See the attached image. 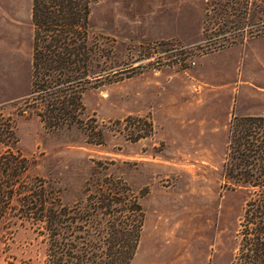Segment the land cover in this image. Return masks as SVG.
I'll return each mask as SVG.
<instances>
[{"label":"rangeland","instance_id":"1","mask_svg":"<svg viewBox=\"0 0 264 264\" xmlns=\"http://www.w3.org/2000/svg\"><path fill=\"white\" fill-rule=\"evenodd\" d=\"M31 5L0 0V158L66 206L94 192L89 182L123 179L145 213L131 264H241L250 189L235 174L249 162L234 149L253 138L230 125L264 118V0H98L83 110L59 128L42 121L32 87ZM158 104L165 120L153 118ZM7 202L0 264H43V237Z\"/></svg>","mask_w":264,"mask_h":264},{"label":"trees","instance_id":"2","mask_svg":"<svg viewBox=\"0 0 264 264\" xmlns=\"http://www.w3.org/2000/svg\"><path fill=\"white\" fill-rule=\"evenodd\" d=\"M97 1L32 0L31 80L33 90L40 92L46 104L45 114L40 117L50 128L79 121L78 115L83 110L81 95L89 84L86 77L91 60L87 43L89 14ZM131 120L146 131L150 129V124L141 117L127 118ZM236 122L230 125V134L234 129L244 130L242 134L246 132V138H253L247 149H234L249 162L248 166L239 165V173L235 174L247 181L236 186L250 189L242 216L240 261L264 264V180L261 179L264 178V140L252 136L263 129L264 118L245 117ZM7 161L0 158V209L5 207L4 202L17 198L20 213L14 215L13 222L37 227L45 244L43 264L132 263L145 213L139 197L123 179L104 175L105 178L89 182L87 186L94 187V192L66 206L58 191L46 187L44 181L28 186L14 173L17 166L12 167L13 163ZM8 172L10 175H6ZM3 213L0 211V220L6 218Z\"/></svg>","mask_w":264,"mask_h":264},{"label":"crops","instance_id":"3","mask_svg":"<svg viewBox=\"0 0 264 264\" xmlns=\"http://www.w3.org/2000/svg\"><path fill=\"white\" fill-rule=\"evenodd\" d=\"M224 55H226L225 58L226 57L229 58L230 56L231 57H234L233 54H229V53L228 54L227 53H224ZM221 59H222V57H221ZM225 61H226V59H225ZM237 65H238V61H237L236 66ZM226 66H227V64H225L223 67H226ZM236 66H235V68H236ZM196 72L199 73L197 70H196ZM171 100L172 99H170L169 101H171ZM157 107L158 108L155 109L157 112L153 114V118H155V116H159L161 120H165V118H164L165 116H167V117L170 116L171 112H170V108L167 106V104H163L162 107H160V105L158 104Z\"/></svg>","mask_w":264,"mask_h":264}]
</instances>
